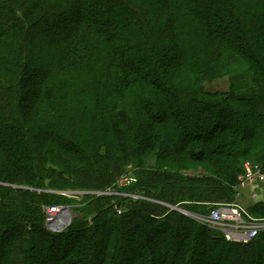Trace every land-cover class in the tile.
Returning <instances> with one entry per match:
<instances>
[{
	"label": "trees",
	"instance_id": "1",
	"mask_svg": "<svg viewBox=\"0 0 264 264\" xmlns=\"http://www.w3.org/2000/svg\"><path fill=\"white\" fill-rule=\"evenodd\" d=\"M240 61L248 87L207 89ZM247 161L264 169V0H0V264H264V232L232 243L172 208L237 201ZM131 165L153 200L44 227L45 189Z\"/></svg>",
	"mask_w": 264,
	"mask_h": 264
},
{
	"label": "rangeland",
	"instance_id": "2",
	"mask_svg": "<svg viewBox=\"0 0 264 264\" xmlns=\"http://www.w3.org/2000/svg\"><path fill=\"white\" fill-rule=\"evenodd\" d=\"M246 67H247L246 63L244 61H240L236 63L235 65L228 67L220 77H218L216 80L210 83H207L205 86L207 87V89L215 90V91H219L223 93H231L230 90H239V89L246 88L251 84L248 81L249 72ZM152 156L154 155L149 156L150 158L148 157L149 158L148 160H147V157L144 158L143 163L145 162L147 164L154 163L155 156L154 157ZM139 163L142 164V162H139ZM141 171H142V168L138 165L129 166L122 175L118 176L115 179L113 188L111 186L107 190H88V189H84L81 187H78V188L70 187V188H64V189H45L46 195H49L53 198H58L61 200V202L55 203L56 205L58 204V206L63 207L62 209L64 211V219H65V222H67V226L63 229L61 233H64L65 231L66 232L69 231L73 227V224L75 223L76 219L80 220L85 217V219L89 218L90 220L93 218L94 215L87 214L83 210L82 211L78 210L79 208L83 207L85 204L89 202L88 200L89 197L104 195V196L111 197L112 201H116L117 199H120V198H113L112 196H122L125 198L128 197L131 199L127 201L128 204L132 201H139L137 199L145 198L146 200H153L152 197L150 196L147 197L145 192L143 193L140 190L139 185L141 182L140 180ZM123 176H134L137 178V182L133 184H126L125 182L122 181ZM242 188L244 187H240V186L238 187L239 193ZM246 193H247V190H244V196H246ZM181 197L182 196L178 198H181ZM119 201H123V199L121 198ZM244 202L250 203L251 200L248 201L247 199H244ZM214 206L215 205L211 203L209 205H199V207H202V208H200L201 210H199V212L197 213H190L189 211L185 210V208H182L183 211L181 212L185 215H188L189 217H193L194 219H196L197 221H200L201 223L208 224L209 226L214 228V225L208 221L210 211ZM46 207L47 206H44L43 208L45 209ZM172 207H177L178 209H180L178 206H172ZM118 213L120 212L118 211ZM44 227L46 228V223ZM47 230L49 231V233L59 234L54 231H51L50 229H47ZM263 232H264V228L261 230V233ZM48 252H51V251H48Z\"/></svg>",
	"mask_w": 264,
	"mask_h": 264
},
{
	"label": "built area",
	"instance_id": "3",
	"mask_svg": "<svg viewBox=\"0 0 264 264\" xmlns=\"http://www.w3.org/2000/svg\"><path fill=\"white\" fill-rule=\"evenodd\" d=\"M244 167L245 172L239 179L241 186L252 185L255 187L257 182L264 180V169L259 164L247 161ZM122 181L126 184H133L137 182V178L123 176ZM256 196L257 194L254 192L253 197ZM62 208V206L51 205L44 209L47 229L54 231V229L60 230L65 226ZM118 211L122 212V208L119 206ZM208 218L210 223L219 227L226 239L238 243H249L258 235L260 229L264 228V223L254 218L247 207L237 201L215 205Z\"/></svg>",
	"mask_w": 264,
	"mask_h": 264
},
{
	"label": "crops",
	"instance_id": "4",
	"mask_svg": "<svg viewBox=\"0 0 264 264\" xmlns=\"http://www.w3.org/2000/svg\"><path fill=\"white\" fill-rule=\"evenodd\" d=\"M244 190H247L246 196H244ZM254 192L257 194L256 197H253ZM237 194V201L246 206H252L262 201L264 202V180L257 182L255 187H253L252 185H246V187L242 188L240 190V193ZM244 199H247L248 201L251 200V202H244Z\"/></svg>",
	"mask_w": 264,
	"mask_h": 264
},
{
	"label": "bare ground",
	"instance_id": "5",
	"mask_svg": "<svg viewBox=\"0 0 264 264\" xmlns=\"http://www.w3.org/2000/svg\"><path fill=\"white\" fill-rule=\"evenodd\" d=\"M239 186H240V187H245V186H241L240 183H239ZM57 206H58V205H57ZM172 208H174V207H172ZM176 209H178V208H176ZM179 210H180V211H183L182 209H179ZM63 212H64V211H63ZM185 212H186V211H185ZM251 215H252V214H251ZM252 216H253V215H252ZM253 217H254V216H253ZM254 218H256V219H258L259 221H261L262 223H264V219H262V218H257V217H254ZM211 224H212V223H211ZM213 225H214V224H213ZM66 226H67V222H66L65 226H64L62 229H60V230H59V229H54V232L59 233V232L62 231ZM214 227L220 231V229H219L218 226L214 225ZM262 229H263V228H261L260 231H261ZM260 231H259V233H260ZM220 232H221V231H220ZM221 233H222V232H221ZM259 233H258V234H259ZM222 235L224 236L223 233H222ZM257 236H258V235H257ZM257 236H256V237H257ZM224 237H225V236H224ZM256 237H255V238H256ZM255 238H254V239H255ZM225 239H226V237H225ZM254 239H253V240H254ZM226 240L229 241L228 239H226ZM253 240H252V241H253ZM252 241H250V242H252ZM229 242H232V243H238V242H233V241H229ZM250 242H249V243H250ZM239 244H248V243H239Z\"/></svg>",
	"mask_w": 264,
	"mask_h": 264
},
{
	"label": "water",
	"instance_id": "6",
	"mask_svg": "<svg viewBox=\"0 0 264 264\" xmlns=\"http://www.w3.org/2000/svg\"><path fill=\"white\" fill-rule=\"evenodd\" d=\"M174 208H177V207H174Z\"/></svg>",
	"mask_w": 264,
	"mask_h": 264
}]
</instances>
